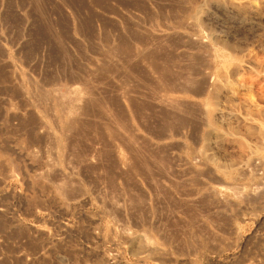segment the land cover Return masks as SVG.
<instances>
[{
	"label": "rangeland",
	"instance_id": "obj_1",
	"mask_svg": "<svg viewBox=\"0 0 264 264\" xmlns=\"http://www.w3.org/2000/svg\"><path fill=\"white\" fill-rule=\"evenodd\" d=\"M0 264H264V0H0Z\"/></svg>",
	"mask_w": 264,
	"mask_h": 264
},
{
	"label": "bare ground",
	"instance_id": "obj_2",
	"mask_svg": "<svg viewBox=\"0 0 264 264\" xmlns=\"http://www.w3.org/2000/svg\"><path fill=\"white\" fill-rule=\"evenodd\" d=\"M71 94L72 95H68V96L66 95L60 96V99H59L60 105H61L62 110H67L75 115H78L79 112L84 111V107H83L84 102L89 101L90 97H87L85 92L82 93L79 90L78 91L75 90L73 93L71 91ZM61 95H63V93ZM65 125H67V123Z\"/></svg>",
	"mask_w": 264,
	"mask_h": 264
}]
</instances>
